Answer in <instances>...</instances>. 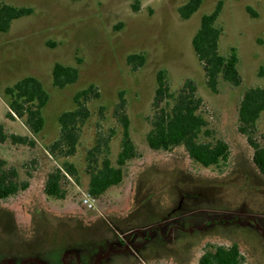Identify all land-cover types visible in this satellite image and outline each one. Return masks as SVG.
I'll return each mask as SVG.
<instances>
[{"label": "rangeland", "instance_id": "obj_1", "mask_svg": "<svg viewBox=\"0 0 264 264\" xmlns=\"http://www.w3.org/2000/svg\"><path fill=\"white\" fill-rule=\"evenodd\" d=\"M0 1L33 9L0 33V123L6 133L30 140L0 143V171L14 169V180L29 184L26 190L0 199L1 252H21L44 236L46 224L70 240L63 263L52 262L64 264L67 257L80 253L73 243L77 237H94L101 224H108L115 230L109 238L116 244L101 256H116L106 264H198L207 244L231 242L239 244L246 264H264V229L259 225L264 223V175L238 129L244 92L264 87V0H203L189 19L179 14L188 0H141L138 10L131 0ZM219 1L223 3L219 51L227 55L237 49L242 82L235 86L220 80L215 92L207 85L192 39L202 16ZM131 54H144V65L134 69L127 60ZM58 62L79 68L78 80L63 89L52 80ZM162 69L173 91L186 80L194 81L207 129L231 146L226 167H204L183 147L172 151L149 147L146 136ZM28 75L41 80L50 94L43 111L45 127L37 135L22 119L7 116L5 87ZM90 85L99 97L93 95L86 102L90 116L81 126L76 153L53 156L48 146L59 137L60 114L74 109L75 94ZM121 97L126 100L137 156L126 164L121 183L99 198L89 197L91 207L84 202L90 178L87 155L99 146L116 165L122 140L116 108ZM254 139L264 147V112ZM64 160L77 167L78 180L64 179V199L49 197L44 192L47 176Z\"/></svg>", "mask_w": 264, "mask_h": 264}, {"label": "trees", "instance_id": "obj_2", "mask_svg": "<svg viewBox=\"0 0 264 264\" xmlns=\"http://www.w3.org/2000/svg\"><path fill=\"white\" fill-rule=\"evenodd\" d=\"M131 1L135 10L140 9L141 0ZM202 3L203 0H188L179 7L180 16L183 19H189L200 9ZM222 6V1H219L212 12L202 16L200 26L192 39L193 49L205 71L207 85L215 92L219 88L220 80L235 86L242 82V76L238 70L240 59L237 49L233 47L227 55H223L219 51L222 28L218 24V19ZM32 12L31 7L15 6L0 1V33L8 32L14 20L28 16ZM127 60L134 69H137L144 65L146 58L144 54H131ZM78 78L79 68L77 66L58 62L53 67V85L59 89L75 83ZM157 84L154 113L150 118L151 128L146 136L149 147L164 151L183 147L190 159L204 167L215 166L220 169L226 167L232 154L231 146L225 139L215 137L207 129V120L199 112L202 99L197 95V87L194 81L186 80L182 87L173 91L168 81L167 71L162 69L158 72ZM4 93L9 108L7 116L22 119L33 134H39L45 127L43 111L50 99V94L42 81L35 76L28 75L13 85L6 86ZM93 95L99 97L94 85L78 91L74 96L75 108L60 114L58 118L60 134L48 146L50 154L67 158L76 153L81 126L90 116L86 102ZM263 112L264 87L248 88L244 92L238 108V129L247 137L254 151L253 163L264 175V147L254 139L257 123ZM116 116L122 126L121 150L116 165L112 163L107 154L103 155L99 146L89 150L87 155L90 174L88 194L93 198H99L111 186L121 183L126 164L137 156V150L131 137V121L126 112L124 97H121L117 105ZM9 139L12 143H30L27 137L6 133L4 126L0 123V143ZM100 154L103 156L98 159ZM16 176L17 172L14 169L0 171V199H7L28 188V182L18 183L14 180ZM71 176L78 180V169L72 162L64 160L61 166L48 174L44 186L45 194L56 199H64L67 194L63 185L64 179ZM35 221L39 226L41 225L38 218ZM259 225L264 229V223L260 222ZM44 226L45 229L43 227L42 230L44 236L40 235V238L37 236L38 238L27 244L25 249L20 250L21 252L3 253L0 251V264H12V261L16 264L22 262L39 264L36 259L43 264H52L54 259L63 263L69 238L59 237L61 232L55 227L50 228L46 224ZM81 228L77 227L75 230L78 231ZM114 233L115 230L112 226L101 224V227L96 231V236L88 239H83V236L77 237L73 243L80 249V253H74L72 258L67 257L66 263L79 264V261L80 264L108 263L112 257L116 256L115 253H110L109 257L102 259L101 262H97V260L116 244L113 239L109 238L111 235H115ZM61 244L63 246H59ZM22 251L26 253L24 254ZM129 254L127 256L134 257ZM198 264H246V259L237 242L229 244L209 243L205 246V251Z\"/></svg>", "mask_w": 264, "mask_h": 264}, {"label": "built area", "instance_id": "obj_3", "mask_svg": "<svg viewBox=\"0 0 264 264\" xmlns=\"http://www.w3.org/2000/svg\"><path fill=\"white\" fill-rule=\"evenodd\" d=\"M87 196H88V197H86V198L84 199V202H85V204H87V205H89V206L92 207L93 205H92V203L90 202V199H89L90 195L88 194Z\"/></svg>", "mask_w": 264, "mask_h": 264}, {"label": "flooded vegetation", "instance_id": "obj_4", "mask_svg": "<svg viewBox=\"0 0 264 264\" xmlns=\"http://www.w3.org/2000/svg\"><path fill=\"white\" fill-rule=\"evenodd\" d=\"M112 249V248H111ZM110 252V251H109ZM109 252H107V253H109ZM107 253H105V254H107ZM103 259V256H100L99 258H98V260H100V259ZM65 262H66V260H65ZM97 262H99V261H97ZM79 264H80V261L78 262Z\"/></svg>", "mask_w": 264, "mask_h": 264}, {"label": "water", "instance_id": "obj_5", "mask_svg": "<svg viewBox=\"0 0 264 264\" xmlns=\"http://www.w3.org/2000/svg\"><path fill=\"white\" fill-rule=\"evenodd\" d=\"M31 260V259H30ZM37 262H39V264H43V262H41L40 260L36 259ZM99 261V260H97Z\"/></svg>", "mask_w": 264, "mask_h": 264}]
</instances>
